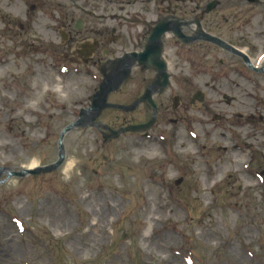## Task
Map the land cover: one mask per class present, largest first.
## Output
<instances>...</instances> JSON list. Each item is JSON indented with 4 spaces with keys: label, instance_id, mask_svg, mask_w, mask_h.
<instances>
[{
    "label": "rangeland",
    "instance_id": "374dc122",
    "mask_svg": "<svg viewBox=\"0 0 264 264\" xmlns=\"http://www.w3.org/2000/svg\"><path fill=\"white\" fill-rule=\"evenodd\" d=\"M27 17L16 1L0 0V264H264V73L203 45L192 67L171 74L208 104L235 98L229 108L210 107L212 117L243 110L244 121L190 133L158 118L149 131L124 133L151 113L107 108L91 123L85 111L99 73L65 61L46 18ZM212 32L255 67L262 62L264 15L254 30ZM132 90L106 92V102L131 105ZM83 120L64 135L54 171L9 175L60 163L62 134ZM253 156L255 179L241 168Z\"/></svg>",
    "mask_w": 264,
    "mask_h": 264
},
{
    "label": "flooded vegetation",
    "instance_id": "af4514ba",
    "mask_svg": "<svg viewBox=\"0 0 264 264\" xmlns=\"http://www.w3.org/2000/svg\"><path fill=\"white\" fill-rule=\"evenodd\" d=\"M14 1L22 7L25 15H29L26 21L30 24L35 21L33 16L37 13L46 18L47 32L57 38L65 61L85 70H95L107 82V89L117 88L120 93L124 86L132 87V94L130 92L129 95L132 104L118 110L128 114L144 107L151 113V119L154 111L150 98L156 106V121L158 118L169 121L164 124H173L176 128L184 125L185 131L190 133L194 132V125L202 128L216 125L225 130L226 125L234 124L236 119L244 121V115L239 113L243 110L234 114L235 118L226 113L212 117L210 107L229 108L236 103L235 98L225 94L217 96L214 105L208 104L204 93L196 97L202 92L196 90L193 84H189L190 90H185L171 71L178 70L182 63L192 67V60L199 58L197 50L203 45L210 47L217 55L223 54L227 60L245 65L236 53L197 40L200 33L198 28L210 36L214 34L212 31L225 35L242 32L249 27L254 30V18L264 15V0ZM252 6L260 7L254 16ZM220 40L237 48L229 40ZM204 57L205 60L209 58L207 55ZM214 57L216 55L210 56ZM218 65L225 68L227 77L233 73L231 66L225 65L222 60ZM163 72L169 74L166 86L163 84ZM125 75L126 78L122 80ZM172 86L177 88V93H172ZM93 99L90 97L91 103ZM193 111H199L200 116L191 114ZM146 122L140 125L150 124V120ZM248 122L244 124H251ZM155 124L153 122L145 130H151Z\"/></svg>",
    "mask_w": 264,
    "mask_h": 264
},
{
    "label": "water",
    "instance_id": "95a60500",
    "mask_svg": "<svg viewBox=\"0 0 264 264\" xmlns=\"http://www.w3.org/2000/svg\"><path fill=\"white\" fill-rule=\"evenodd\" d=\"M208 39H209V41L212 43H215V44H217L218 46H220L221 48H225V49H230L229 47H228V45L226 44V43H222L220 40H218V39H216V38H211V37H207ZM236 53H238V52H236ZM238 54H240V53H238ZM240 56H243L242 54H240ZM126 77V76H125ZM124 77V78H125ZM123 78V79H124ZM164 78L166 79V82H165V84H167V77L166 76H164ZM164 84V85H165ZM107 90V89H106ZM104 88H103V86H102V88H101V90L99 91V93L95 96V99H94V105H93V107L91 108V110L90 111H92V112H94V114H96V117L100 114V112L104 109V108H106L108 105H107V102H106V96H107V94H106V91ZM150 102H152V100H150ZM95 117V118H96ZM83 123H84V120L83 121H77V122H75V124H73L71 127H69L68 129H66L65 131H64V133L62 134V138H61V142L59 143V148H60V154H59V157L61 158V161H60V163H58V164H55V166L54 167H51V168H44V170H39V171H36V170H33V171H30V170H26V171H23L22 173H12V174H9L10 176H15V177H18V178H23L24 176H26V175H29V174H34V173H36V172H51V171H54L55 170V168L56 167H58L61 163H62V148H61V143H62V140L64 139V135L67 133V132H69L70 130H72V129H75V127H80V126H83ZM180 182H177V184H179Z\"/></svg>",
    "mask_w": 264,
    "mask_h": 264
},
{
    "label": "bare ground",
    "instance_id": "6f19581e",
    "mask_svg": "<svg viewBox=\"0 0 264 264\" xmlns=\"http://www.w3.org/2000/svg\"><path fill=\"white\" fill-rule=\"evenodd\" d=\"M263 63H264V60H263ZM261 67H262V66H258V68H261ZM0 122H1V121H0ZM1 123H2V122H1ZM5 124H7V123H5ZM36 165H37V163L34 162L30 167H28V170H33V168H35ZM72 166H73L72 163H70L69 165H67V169H68V171L73 170V169H72ZM13 252H14V251H13ZM14 253H16V251H15Z\"/></svg>",
    "mask_w": 264,
    "mask_h": 264
}]
</instances>
